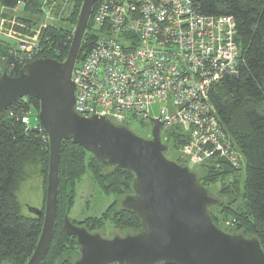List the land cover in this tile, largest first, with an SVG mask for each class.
I'll return each instance as SVG.
<instances>
[{
	"label": "trees",
	"instance_id": "trees-1",
	"mask_svg": "<svg viewBox=\"0 0 264 264\" xmlns=\"http://www.w3.org/2000/svg\"><path fill=\"white\" fill-rule=\"evenodd\" d=\"M98 1L93 3L76 64L95 41L91 20ZM81 3L82 0H0V6L5 10L1 15L0 31L4 35L33 37L42 46L39 57L63 61ZM18 5H21L20 13H11ZM196 7L208 16L230 15L236 23L238 72L224 76L213 85L209 98L220 123L240 153L241 166L234 167L225 160L213 159L194 167L192 172L216 199L210 206L213 223L228 233L257 238L264 250V0H197ZM47 10L53 20H47L43 26ZM8 47H12V42L3 37L0 57L8 55ZM9 58L14 65L7 71L16 75L22 64L12 60L11 56ZM28 111L37 115L38 101L26 96L0 115V264H26L37 244L43 222L42 215L22 214L16 196L19 184L25 179L26 166L38 169L46 191L48 141L44 132L35 133L21 122V117ZM165 134L167 138L163 141L167 151H176L185 142L175 128L166 130ZM87 170L100 190L113 195L114 199L99 216L70 220L89 232L98 231L106 223L128 233L139 231L137 215L120 203L124 196L133 194V174L117 169L113 164L99 163L83 147L65 140L60 149L54 230L40 264H73L79 258L76 238L67 234L62 224L74 204L76 184ZM217 184L215 194L209 186L216 188Z\"/></svg>",
	"mask_w": 264,
	"mask_h": 264
},
{
	"label": "water",
	"instance_id": "water-1",
	"mask_svg": "<svg viewBox=\"0 0 264 264\" xmlns=\"http://www.w3.org/2000/svg\"><path fill=\"white\" fill-rule=\"evenodd\" d=\"M95 0H82L63 61L38 57L24 63L16 75L0 57V115L15 101H38V125L31 131L47 135L49 147L43 216L37 244L26 264H40L52 238L56 211L61 144L71 140L99 163L131 172L133 194L121 205L139 219L136 233L111 238L89 232L66 215L63 230L76 238L80 256L73 264H264L257 238L228 233L213 223L210 206L216 199L187 166L166 156L162 123L151 119L150 137L100 115L82 116L74 109L71 79Z\"/></svg>",
	"mask_w": 264,
	"mask_h": 264
},
{
	"label": "built area",
	"instance_id": "built-area-1",
	"mask_svg": "<svg viewBox=\"0 0 264 264\" xmlns=\"http://www.w3.org/2000/svg\"><path fill=\"white\" fill-rule=\"evenodd\" d=\"M196 1L99 0L91 20L95 41L71 73L74 109L128 128L158 118L161 140L166 130H179L185 142L177 152L188 166L214 159L240 167V153L209 98L213 85L238 72L236 23L230 15L200 13ZM49 14L45 11L43 26L53 20ZM3 37L12 42L9 56H3L8 61L11 56L23 65L41 54L35 39L0 31ZM8 61L7 70L14 65ZM156 102L164 105L150 117ZM20 120L26 129L38 125L30 111Z\"/></svg>",
	"mask_w": 264,
	"mask_h": 264
},
{
	"label": "rangeland",
	"instance_id": "rangeland-1",
	"mask_svg": "<svg viewBox=\"0 0 264 264\" xmlns=\"http://www.w3.org/2000/svg\"><path fill=\"white\" fill-rule=\"evenodd\" d=\"M4 11L5 10L3 9L1 12ZM20 11L21 9L19 7L17 11H13V12L11 11V13L19 14ZM7 12L10 13V11ZM0 23H1V19H0ZM30 40H34V38L32 37ZM163 105H164L163 103H158V102L152 104L149 109L150 117L157 116L160 107ZM32 112H35L34 109H32ZM129 127L131 130L144 137H150L151 128H152V124L150 122L140 123L139 121H135L132 122V124L129 125ZM164 130L165 129H162V136L164 134ZM166 156L174 161H180L184 166H187L190 171L194 170V167L188 166L183 161H181L180 159L181 157L178 155L177 150L176 151L168 150ZM24 174H25V179L19 184L18 190L16 192V196L18 203L20 205L21 213L26 216H33V214L29 211V208L33 207L37 209H42L44 206L45 190L43 187V179L38 169L32 166H26ZM218 186L219 184L216 185V188L209 186V189L212 192H215L216 194ZM75 190L76 193H75L74 204L68 213L69 219H72L74 221H81L87 217H95L101 215V213L107 208V206L114 199L113 195H106L100 190V188L92 181L90 172L88 170L83 174L81 179L77 182ZM96 232H98L102 237L111 238L114 235L123 236L127 234L129 231L117 230L113 228L109 223H106L105 226L101 227V229H99ZM3 264H9V263L5 262Z\"/></svg>",
	"mask_w": 264,
	"mask_h": 264
},
{
	"label": "crops",
	"instance_id": "crops-1",
	"mask_svg": "<svg viewBox=\"0 0 264 264\" xmlns=\"http://www.w3.org/2000/svg\"><path fill=\"white\" fill-rule=\"evenodd\" d=\"M3 9L1 8V6H0V19H1V21H2V18H1V15H2V11ZM43 23V22H42Z\"/></svg>",
	"mask_w": 264,
	"mask_h": 264
},
{
	"label": "flooded vegetation",
	"instance_id": "flooded-vegetation-1",
	"mask_svg": "<svg viewBox=\"0 0 264 264\" xmlns=\"http://www.w3.org/2000/svg\"><path fill=\"white\" fill-rule=\"evenodd\" d=\"M149 123V122H148ZM151 123V122H150Z\"/></svg>",
	"mask_w": 264,
	"mask_h": 264
}]
</instances>
